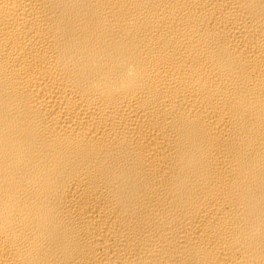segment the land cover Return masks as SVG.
<instances>
[{
	"label": "bare ground",
	"instance_id": "obj_1",
	"mask_svg": "<svg viewBox=\"0 0 264 264\" xmlns=\"http://www.w3.org/2000/svg\"><path fill=\"white\" fill-rule=\"evenodd\" d=\"M0 264H264V0H0Z\"/></svg>",
	"mask_w": 264,
	"mask_h": 264
}]
</instances>
